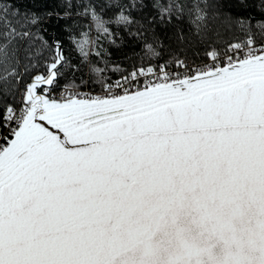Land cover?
Returning a JSON list of instances; mask_svg holds the SVG:
<instances>
[{
    "label": "snow or ice",
    "instance_id": "6c2138e0",
    "mask_svg": "<svg viewBox=\"0 0 264 264\" xmlns=\"http://www.w3.org/2000/svg\"><path fill=\"white\" fill-rule=\"evenodd\" d=\"M251 7L117 0L119 35L97 0H0V264H264V0ZM83 19L117 59H88Z\"/></svg>",
    "mask_w": 264,
    "mask_h": 264
},
{
    "label": "trees",
    "instance_id": "16d2710c",
    "mask_svg": "<svg viewBox=\"0 0 264 264\" xmlns=\"http://www.w3.org/2000/svg\"><path fill=\"white\" fill-rule=\"evenodd\" d=\"M98 3L103 4L105 6L104 13H102V19L107 21L106 26L109 27L110 31L114 33H118L119 35H122V25H119L115 23L114 19L109 20V17L112 16V12L108 10V5H115L117 3V0H97ZM163 3L169 4V3H179L180 0H162ZM187 2V0H186ZM231 4L233 5V12L237 14H249L254 13L255 10L251 7L252 0H230ZM185 30L187 31V26H185ZM78 31H87L90 39L92 41H95V51H99L101 55L98 57L95 55V52L91 51L88 59L93 62L99 61L101 66L103 65V60L110 58L112 60H115L118 58V52L114 48V46L96 29L94 22H92L90 19H83L80 21V25L78 28ZM79 39V37H77ZM117 39V43L119 42L118 36L114 37ZM215 38V37H213ZM225 39L229 38L227 34L224 37ZM193 40L196 39V37L192 38ZM142 44H137L136 50L139 51L142 47ZM187 46V41H185V45ZM173 49L178 50L182 45L178 41H174L172 44ZM64 48L66 53L72 57L73 59L79 58V53L75 50L74 45L68 41L65 40L64 42ZM125 51H130L129 49H125ZM199 51L201 53V56H197L196 52ZM179 55V52H177ZM187 60L191 61L192 63H201L202 62V47L197 45L195 48L188 47V50L186 52ZM162 57L167 58L166 54L162 52ZM181 58H184L181 56ZM163 60H154V63H162ZM127 64L125 63L124 67H126ZM113 78H118V76H113Z\"/></svg>",
    "mask_w": 264,
    "mask_h": 264
},
{
    "label": "built area",
    "instance_id": "2783aa9c",
    "mask_svg": "<svg viewBox=\"0 0 264 264\" xmlns=\"http://www.w3.org/2000/svg\"><path fill=\"white\" fill-rule=\"evenodd\" d=\"M187 62L189 63V64H193L191 61H189V60H187Z\"/></svg>",
    "mask_w": 264,
    "mask_h": 264
}]
</instances>
